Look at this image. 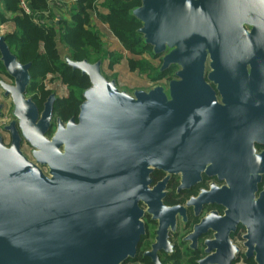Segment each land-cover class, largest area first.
<instances>
[{
	"label": "water",
	"instance_id": "95a60500",
	"mask_svg": "<svg viewBox=\"0 0 264 264\" xmlns=\"http://www.w3.org/2000/svg\"><path fill=\"white\" fill-rule=\"evenodd\" d=\"M128 13L140 23L137 32L151 53H164L157 71L176 65L175 79L182 82L171 89L192 100L168 101L162 85L129 93L105 77L101 59L65 56L64 63L86 75L89 85L77 121L56 118L50 138L45 133L55 95L38 115L24 96L30 63L19 62L0 34V60L13 85L0 84L33 159L21 152L14 130L10 147L0 144V264H123L144 233L140 203L158 221L148 254L159 264L154 252L159 238H166V208L161 190L152 199L149 173L163 167L173 137L188 148L209 133L205 119L181 117L174 105H201L206 63L207 80L256 90L241 95H264L258 92L264 89V0H140Z\"/></svg>",
	"mask_w": 264,
	"mask_h": 264
},
{
	"label": "flooded vegetation",
	"instance_id": "af4514ba",
	"mask_svg": "<svg viewBox=\"0 0 264 264\" xmlns=\"http://www.w3.org/2000/svg\"><path fill=\"white\" fill-rule=\"evenodd\" d=\"M163 54L156 55L160 62ZM0 64V82L13 85L1 60ZM251 67V59L247 57L246 72ZM177 69L170 64L160 72L156 70L155 74L162 76L161 82L149 88L162 85L168 101H190L192 98L182 95L180 90L171 89L182 82L175 79ZM208 71L206 63L204 78L208 88L201 105L196 102L174 105L181 110L177 114L181 117L205 119L208 136L200 137L188 148L178 145L173 137V142L166 144L163 167H152L149 173L148 188L154 190L152 199H157L161 190L160 201L166 208L163 213L166 238H159L154 256L159 264H214L210 262H225L230 257L231 264L264 263V95H241L256 90L222 80H207ZM116 84L122 88L117 81ZM27 88L24 96L31 99L40 115L53 92L45 87L50 93L41 99L39 85L33 91ZM68 96L67 88L64 97L55 95L53 106ZM6 106L7 110L9 106L13 108L10 95L5 94L0 84V144L9 148L14 130L21 152L33 160L32 148L23 137L19 121L11 114L12 110L7 114ZM171 107L168 105V110ZM52 112L51 124L45 133L48 138L55 130L56 118L63 122L70 118L77 121L78 112L67 119L57 115L53 108ZM140 207L144 211L141 217L144 233L134 256L126 258L123 264H155L148 252L156 243L158 221L147 212L146 205L140 203ZM156 210L160 214L162 209ZM207 246L209 252H205Z\"/></svg>",
	"mask_w": 264,
	"mask_h": 264
},
{
	"label": "trees",
	"instance_id": "16d2710c",
	"mask_svg": "<svg viewBox=\"0 0 264 264\" xmlns=\"http://www.w3.org/2000/svg\"><path fill=\"white\" fill-rule=\"evenodd\" d=\"M0 2L3 6V11L0 10V24L10 19L14 25V30L5 34V42L17 60L30 63V83L27 89L33 91L39 85L40 98L44 99L50 93L42 83L48 73L56 75L68 88L69 96L57 100L53 106L56 114L63 119L77 114L82 101L81 92L88 86V78L64 63L58 52V43L63 44L67 56L76 61L108 59L110 67L121 59L117 52L106 48L100 32L92 25L93 17L108 26L110 33L124 50L135 55L148 53L151 57H156L151 54V48L143 44L141 35L137 32L140 23L128 13L131 8L140 4V0H73L69 6L62 4L68 19L56 17L52 10L54 5L49 0H28L31 15L21 11L19 0ZM98 5L107 12L100 13ZM45 14L49 25L33 21V16ZM127 67L130 71L138 70L147 75L152 73V80L162 77L160 73L154 75L152 64L143 57L127 59Z\"/></svg>",
	"mask_w": 264,
	"mask_h": 264
},
{
	"label": "rangeland",
	"instance_id": "374dc122",
	"mask_svg": "<svg viewBox=\"0 0 264 264\" xmlns=\"http://www.w3.org/2000/svg\"><path fill=\"white\" fill-rule=\"evenodd\" d=\"M50 24V23H49ZM101 27V26H100ZM101 38L105 42L106 48L112 49L110 51L117 52L121 59L118 63L112 64L110 67L108 66V59L103 60V73L105 74V77L107 79L114 78L118 82L119 86L122 88H125L129 91H133L134 89H145L149 88L151 85H153L155 82H161V79L158 80H152L150 79L152 76V73L147 75L144 72H139L138 70L130 71L127 67V59L129 58H144L147 59L150 64H152V67L154 68V75L156 73V70H158L160 66V57L156 56L155 58L151 57L148 53H143L142 55H135L132 54L126 50H115L116 45L114 44L115 40L112 38V34L109 31L108 26L105 24V26L101 27ZM115 38V37H114ZM58 52L60 57L63 59V57L67 56V50L65 46L61 43H58ZM46 88H48L50 91H52L55 95L64 97V95L67 94V87L64 83L61 82V80L51 73L46 74L43 82H42ZM8 106V104H7ZM7 106L5 111L7 110ZM10 110H12V107L9 106L7 110V114H10Z\"/></svg>",
	"mask_w": 264,
	"mask_h": 264
},
{
	"label": "built area",
	"instance_id": "2783aa9c",
	"mask_svg": "<svg viewBox=\"0 0 264 264\" xmlns=\"http://www.w3.org/2000/svg\"><path fill=\"white\" fill-rule=\"evenodd\" d=\"M73 0H49V3L54 6H61ZM19 8L26 15H31L30 8L28 6V0H19ZM0 10L3 11L2 3L0 2ZM33 21L39 24L49 25L47 14L45 16H33ZM14 30V25L10 19L6 20L3 24H0V34H7Z\"/></svg>",
	"mask_w": 264,
	"mask_h": 264
},
{
	"label": "crops",
	"instance_id": "0c3cea01",
	"mask_svg": "<svg viewBox=\"0 0 264 264\" xmlns=\"http://www.w3.org/2000/svg\"><path fill=\"white\" fill-rule=\"evenodd\" d=\"M99 2L101 1V0H98ZM72 2L73 1H70V2H68V3H66V5L67 6H69L70 4H72ZM52 10H53V13L56 15V17H58V18H63V19H68V15H67V13H66V11H65V8L61 5V6H58V7H53L52 8ZM98 11L100 12V13H106L107 11H106V9H104V8H102V7H100L99 5H98ZM92 25H94L97 29H98V31L100 32V33H102L101 32V27H103V26H105V24H103V23H101L99 20H97V18H95V17H93V19H92ZM101 26V27H100ZM112 38L115 40L114 42V44L116 45V47H115V50H122L123 51V47L121 46V44L118 42V40L116 39V38H114V36L112 35ZM102 39V38H101ZM103 40V39H102ZM109 50H112V49H109ZM102 68H103V64H102Z\"/></svg>",
	"mask_w": 264,
	"mask_h": 264
}]
</instances>
